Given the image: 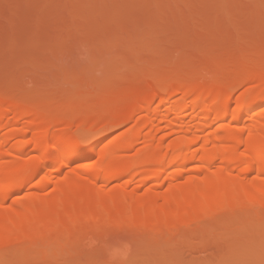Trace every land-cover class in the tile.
Here are the masks:
<instances>
[{"label":"rangeland","instance_id":"rangeland-1","mask_svg":"<svg viewBox=\"0 0 264 264\" xmlns=\"http://www.w3.org/2000/svg\"><path fill=\"white\" fill-rule=\"evenodd\" d=\"M263 69L264 0H0V95L7 100L26 99L50 112L63 108L84 111L89 117L86 123L78 119H74L72 127L68 125L69 119L54 123L48 140L53 138V133L67 129L86 138L83 143L86 150L93 145L89 122L100 113H107L112 104L123 105L122 108L130 101L135 104L132 99L141 98L143 90L160 78L159 74L163 75L162 80L158 79L161 82L168 77L185 76L207 84L215 77L220 84L234 87L236 97L231 106H235L239 94L257 85ZM246 74L249 75L246 80H239ZM154 75L156 78L150 79ZM257 93L264 95V88L254 94ZM223 98L220 95L206 100L222 104ZM29 107L31 112L21 117L13 130L30 121L45 124L42 115L31 114L35 107ZM261 112L264 104L253 109L247 121L256 124ZM230 118L223 117L216 124L228 123ZM121 119L122 116H116L110 122L116 124L115 128H104L103 145L121 141L139 123V119H134L119 126ZM78 122L81 124L77 125ZM82 125L85 129H80ZM212 129L204 132L203 138ZM27 137H32L31 132ZM20 138L18 133L11 140L15 144ZM144 144L147 143L137 141L117 154L134 157ZM28 150L33 155L40 148H35L31 141ZM111 162L112 158L104 153L81 158L64 165L52 175L50 183L40 186L42 178L52 174L49 169H43L24 189L12 192L6 205L21 208L32 198L54 197L59 198L54 212L77 205V197L69 198L59 191L66 176L73 173L74 178L78 174L97 178ZM194 165L184 167L180 182L191 173L204 176L206 171H196ZM255 174L252 172L249 177ZM165 175L159 188L161 193L169 195L170 183L176 181L168 177V171ZM152 178L141 187L139 175L113 179L99 176L97 185L78 178L90 192L84 199L86 202L78 206L83 213L90 212L81 227L72 232L59 231L53 239L37 236L24 246L0 249V264H107L106 246L122 241L130 243L132 248L127 264H264V205L250 203L249 207L238 210L235 207L234 211L229 208L215 217L205 214L202 219H185L175 226L160 222L147 227L141 223L145 214L148 217L151 213L143 205L148 207L149 203L153 211L162 202L146 193L147 189L156 188ZM122 186L146 198L140 200L134 193V205L118 207L117 211L115 206L120 202L109 194ZM94 202L100 205L98 212L92 213ZM151 202L155 203L150 207ZM109 206L111 211L119 213H114L104 224L95 225L104 212L108 216ZM142 210L147 211L144 214ZM47 214L52 218L55 213ZM45 226L46 222H42L35 229L41 231Z\"/></svg>","mask_w":264,"mask_h":264},{"label":"bare ground","instance_id":"bare-ground-1","mask_svg":"<svg viewBox=\"0 0 264 264\" xmlns=\"http://www.w3.org/2000/svg\"><path fill=\"white\" fill-rule=\"evenodd\" d=\"M253 70L255 71V68ZM159 75L157 76L160 78L163 76ZM155 76L150 79H155ZM248 76L246 74L239 80H246ZM169 78L172 81L176 77H168V80L167 77H163L167 80L164 82L156 78L149 83V87L145 86L147 89L143 90L141 98L138 97L140 99V101L137 100L138 103L136 101L138 98H136L132 99L135 100V104L131 101L132 104H128V101L125 108H122L123 105L114 107L112 104L114 108L111 105V108L108 106L110 110L106 111L107 113L99 112L100 114L92 119L93 121L90 119L91 122L88 121L90 124L86 126L93 132V145L89 150H86L83 145L86 139L84 136L70 133L67 129L53 133V138L48 140L49 129L54 123L66 119H69L68 125L71 127L76 121L74 119L86 123L89 117L84 111V113L73 112L74 110H69L70 108H63L58 109L60 110H57L58 112H53L56 110L50 112L40 106L35 107V104H30L31 102H27L26 99L7 100L0 95V249L11 245L24 246L37 236H43L45 240H49L50 237L53 239L59 231L70 230L72 232L80 228L82 221L90 212L83 213L84 211H80L78 206L86 202L84 199H87L85 197L90 192L77 181L78 178L97 185L99 176L113 179L132 174L139 175L140 184L138 186L141 187L153 177L152 179L156 181L154 183L156 188L150 187L151 189H147L146 193L155 200L162 201L163 204L158 202L159 208L156 210L152 208L153 211L149 208L148 202V207L143 205L148 208V213H151L147 217L145 214L147 210L144 212L146 208L142 210L146 220L142 217L144 223L142 222L141 225L146 224L147 227L160 222L175 226L185 219H202L205 214L208 217H215L221 211L226 209L234 211L235 207L238 210L250 203L264 205V112L255 116L256 124L253 125L247 121L251 111L264 104V95L254 94L259 91V88H264V69L258 75L257 85L247 88L237 96L239 103L235 106H231L235 96L234 87L220 84L214 79L215 77L208 80L207 84L194 82L195 78L193 81L192 78L185 76H179L173 82L168 83ZM220 95H224L222 104L206 100ZM248 98H252L249 100L252 101L247 104ZM29 105L35 107L31 114L42 115L45 124L30 121L27 125L23 124L24 126L19 130H13L17 121L31 112ZM116 116H122L117 124L119 126L134 119H139V123L131 128L121 141L103 145L102 139L105 132L103 130L106 126L115 128L116 124H110V122ZM227 116L231 117L228 123L216 124V121ZM108 117L111 121L107 120ZM104 121L108 124L105 125ZM233 122L236 124L233 125ZM79 124L81 123L78 122L77 125ZM215 124L217 127H213ZM82 127L85 129L84 125L80 129ZM211 128L214 129L203 138V133ZM28 132L32 134L30 139L27 137ZM18 133L21 138L17 139L14 144L11 139ZM160 133H162L161 136ZM31 141L35 148H40L39 154L29 155L28 149ZM137 141H145L147 144H144L145 146L134 157L117 154L124 146L132 145ZM97 153H104L112 158L109 167L102 169L104 171L99 172L100 175H96L97 178L84 174H78V178H74L73 173H69L64 179V184L59 185V191L65 192L69 198L79 199L77 205L58 208L54 212L57 208L55 207L56 202H59V198L55 197L54 199L32 198L27 205L21 208L15 204L6 205L7 197L12 192L24 189L31 179L43 169H49L52 174H46L40 181V186L50 183L52 175L60 171L64 165ZM191 163L195 164L196 171L204 169L206 171L204 176L200 177L195 172L189 174L186 177L187 180L180 182L179 178L183 175L184 167ZM154 166L155 168H150ZM167 171L168 177L176 181L170 183L169 195L167 192L161 193L159 188L163 184L162 181ZM252 172L256 174L254 177H249ZM134 193L138 194L136 198L140 200L146 196L140 192L139 194L136 190L133 193L128 192L125 186L118 187L109 195L118 203L120 202V204L116 203L117 207L115 206L118 211L129 204L134 205L136 199L134 197L133 201ZM152 203L155 202H151L150 207ZM99 205L94 202L91 205V212L99 210ZM139 206L137 205V208ZM111 207L109 211L106 210L108 216L104 212V215L96 219L95 225L104 224L107 219L113 217L114 213H119L111 211ZM51 211L55 213L52 218L45 216ZM14 215L17 219H14ZM42 222H46L45 228L36 231L35 226Z\"/></svg>","mask_w":264,"mask_h":264},{"label":"clouds","instance_id":"clouds-1","mask_svg":"<svg viewBox=\"0 0 264 264\" xmlns=\"http://www.w3.org/2000/svg\"><path fill=\"white\" fill-rule=\"evenodd\" d=\"M131 244L127 241H122L116 245L106 246L105 252L107 264H127L131 255Z\"/></svg>","mask_w":264,"mask_h":264}]
</instances>
